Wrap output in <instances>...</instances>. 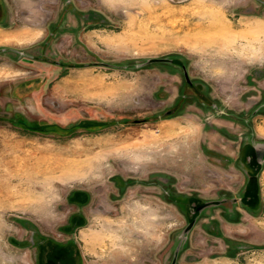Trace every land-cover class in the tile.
Masks as SVG:
<instances>
[{
    "label": "rangeland",
    "instance_id": "obj_1",
    "mask_svg": "<svg viewBox=\"0 0 264 264\" xmlns=\"http://www.w3.org/2000/svg\"><path fill=\"white\" fill-rule=\"evenodd\" d=\"M0 264H264V0H0Z\"/></svg>",
    "mask_w": 264,
    "mask_h": 264
},
{
    "label": "bare ground",
    "instance_id": "obj_2",
    "mask_svg": "<svg viewBox=\"0 0 264 264\" xmlns=\"http://www.w3.org/2000/svg\"><path fill=\"white\" fill-rule=\"evenodd\" d=\"M212 26H215V27H217L215 24H213ZM222 30H224V27L222 28V27H220ZM226 34V33H225Z\"/></svg>",
    "mask_w": 264,
    "mask_h": 264
}]
</instances>
